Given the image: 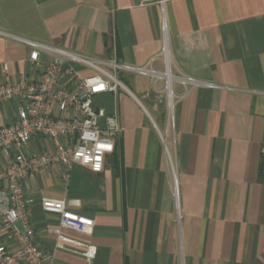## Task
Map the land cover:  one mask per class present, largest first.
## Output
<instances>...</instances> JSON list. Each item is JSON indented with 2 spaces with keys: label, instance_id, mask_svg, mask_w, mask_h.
Returning <instances> with one entry per match:
<instances>
[{
  "label": "crops",
  "instance_id": "crops-1",
  "mask_svg": "<svg viewBox=\"0 0 264 264\" xmlns=\"http://www.w3.org/2000/svg\"><path fill=\"white\" fill-rule=\"evenodd\" d=\"M0 32V83L4 63L13 80L30 72V49L17 36L218 85L173 81L172 123L164 82L120 73L135 97H100L124 127L103 171L76 164L67 186L58 167L30 179L47 261L264 264V0H0ZM15 114L14 102L1 104L0 125ZM41 196L78 200L75 210L94 219L91 235L63 229L97 246L93 261L56 246L58 216Z\"/></svg>",
  "mask_w": 264,
  "mask_h": 264
},
{
  "label": "built area",
  "instance_id": "built-area-1",
  "mask_svg": "<svg viewBox=\"0 0 264 264\" xmlns=\"http://www.w3.org/2000/svg\"><path fill=\"white\" fill-rule=\"evenodd\" d=\"M165 28L164 22V31ZM13 37L30 49L31 68L27 75L13 80L9 65L3 64L0 105L14 102L16 114L11 122L0 125V154L7 159L0 166V264H54L46 260L45 251L36 239L30 215L36 198L30 194V179L58 167L67 186L76 164L94 173L103 171L105 157L114 152L115 141L124 127L118 110L108 113L103 105L96 104V99L112 94L117 104L121 90L135 97L119 77L122 72L150 77L153 84L165 79L164 90L173 123V81L187 88L218 85L187 75H173L168 69L159 73L150 65L97 58L33 39ZM34 139L42 143L39 152L29 148ZM166 155L179 208V182L167 148ZM39 202L44 211L58 216L59 227L50 230L57 237L56 246L93 261L97 246L63 233V229L86 235L94 232V219L75 210L79 201L41 196Z\"/></svg>",
  "mask_w": 264,
  "mask_h": 264
},
{
  "label": "rangeland",
  "instance_id": "rangeland-1",
  "mask_svg": "<svg viewBox=\"0 0 264 264\" xmlns=\"http://www.w3.org/2000/svg\"><path fill=\"white\" fill-rule=\"evenodd\" d=\"M162 82H164V87H165V84H166V80L164 79V80H161ZM166 92V91H165ZM166 97H167V93H166ZM96 104H99V105H103V106H105L106 105V103L104 102V101H101L100 100V97H99V99L97 100L96 99ZM166 105H167V112H168V114H169V119H170V122H172L171 121V110H170V108H169V106H168V104L166 103Z\"/></svg>",
  "mask_w": 264,
  "mask_h": 264
}]
</instances>
